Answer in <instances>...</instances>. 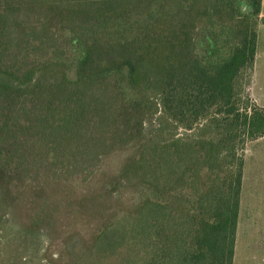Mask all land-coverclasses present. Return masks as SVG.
Instances as JSON below:
<instances>
[{"label": "trees", "instance_id": "obj_1", "mask_svg": "<svg viewBox=\"0 0 264 264\" xmlns=\"http://www.w3.org/2000/svg\"><path fill=\"white\" fill-rule=\"evenodd\" d=\"M200 1L205 5L197 2L198 17L212 11V17L224 12L229 20L243 19L233 5L234 0ZM250 5L255 21L260 0H250ZM36 7L70 13L62 31L73 35L77 46H84L85 53L76 63V80L70 82L63 71L66 63L61 59L66 48H59L55 41L54 45L46 41L52 34L44 25L37 31L34 25L25 27L17 23L16 42L0 48V181L3 184L34 181L40 175L65 181L90 177L117 145L119 135L132 131L119 132L115 114L112 121L101 119L90 124L87 119L93 106L105 107L103 95L97 97L94 88L101 89V82L108 83L109 76L120 75L125 70L129 85L145 91L135 100L120 99L126 114L155 110L164 117L161 127L151 131L154 136L147 138L149 144L146 140L140 142L139 156L131 158L121 171L125 177L142 174L141 184L147 192L140 202L144 211L140 214L145 215V221H137L139 239L135 241L152 244L148 264H160L163 259L170 264H232L243 170V158L236 153L244 149L246 142L264 136V111L256 106L250 110L239 108L235 101L241 76L253 66L256 21L253 27L242 26L239 19L235 21L233 35L237 42L228 55L215 58L207 68L194 54L195 25L192 29L182 26L171 32L174 43L164 47L169 55L165 60L160 58V51L151 45L146 47L143 41L141 47H134L136 50L130 43H120L121 36L129 30L126 27L121 33L115 32L113 25L118 21V25L125 27L133 12H139L138 8L122 6V0H0V13L5 14L10 10L32 11ZM93 19L95 22L89 24ZM149 33H144L146 42L152 37ZM38 40L40 47L34 45ZM217 50L213 45L211 55H218ZM140 51L142 56L136 57ZM39 52L50 54L53 59L44 63L30 61ZM46 75L54 78L52 83L42 81ZM55 82H59V87ZM169 121L192 131L194 139L190 136L191 140H176L168 145L155 140L166 133ZM134 133L138 136L139 129ZM209 133L218 140L209 139ZM170 148L174 150L173 156L177 159L182 156L185 162L184 167L172 165L171 175L182 168L183 176L187 167L192 176L214 170L224 175L215 179L217 188L211 187L217 193L213 195L211 190L210 195L206 193V198L202 197L199 215L208 214L210 220L201 217L194 225L186 226L184 239L192 236L189 246L193 250L177 237L173 248L163 249L160 244L159 179L165 163L162 155ZM33 151L40 155L29 156ZM224 151L225 156L221 155ZM109 244L112 242L106 246Z\"/></svg>", "mask_w": 264, "mask_h": 264}, {"label": "rangeland", "instance_id": "obj_2", "mask_svg": "<svg viewBox=\"0 0 264 264\" xmlns=\"http://www.w3.org/2000/svg\"><path fill=\"white\" fill-rule=\"evenodd\" d=\"M197 2L205 5L200 0H122V6L134 10L138 8L139 12H133L125 27H122L123 24L118 25V21L115 22L112 30L121 33L127 27L129 32L121 36L120 43H130L134 48L141 47L143 41L146 47L151 45L160 51V58L165 60L169 55L164 47L174 43L171 32L182 26L185 29L190 26L192 29L195 25L194 54L198 62L208 68L215 58L228 55L237 42L233 35L237 24L235 21L239 19L242 26L252 27L255 21L250 0L233 1L239 17H243H235L234 20L227 19L224 12L212 17V11H209L207 16L198 17ZM69 17L70 13L51 7H36L32 11L23 10L22 13L17 10L0 13V48L9 47L16 42L19 33L17 23L25 27L34 25L37 31L44 25L48 33L52 34L46 41L50 45H54L55 41L59 48H66L65 55L61 58L66 63L63 71L67 80L74 82L77 78L76 63L84 56L85 48L83 45L77 46L73 35L62 31ZM94 22L93 19L89 24ZM146 31L152 36L147 42L143 39ZM67 41L71 43L67 44ZM39 42L36 41L34 45L40 47ZM213 45H216L218 55H211ZM141 53L142 51L136 57L142 56ZM52 59L50 54L39 52L30 61L44 63ZM251 70L245 71L241 76L238 83L240 92L235 98L239 108L249 110L255 106L246 92ZM53 80L52 76L46 75L42 81L49 84ZM54 84L59 87V82ZM100 85L101 89L95 87L94 92L97 97L103 95L102 101L109 110L106 112L104 105L93 106L91 115L87 117L89 123H98L101 119L112 121L115 114L119 132L132 129L131 133L119 135L117 145L90 177L78 176L65 181L49 177L46 179L40 175L34 181L10 184L0 181V264H148L149 254L153 251L152 244L148 241H135L139 239L136 236L139 229L137 221H145V215L140 214L144 213L140 205L141 199L147 195L141 184L142 174L135 173L125 177L121 175V171L131 158L139 156L140 142L146 140L149 144L147 138L154 136L151 131L161 127L164 117L160 111L155 110L150 113L141 111L139 115H134L133 112L126 114L120 99L135 100L145 91L129 85L125 70L120 75L109 76L108 83L101 82ZM66 92L68 91H64ZM110 114L112 117H109ZM103 115L104 118H101ZM136 129L140 131L138 136L134 133ZM192 134V131L169 121L166 133L155 137V140L164 141L168 145L176 140H191ZM209 139L215 142L218 140L213 133H209ZM122 140L125 145H122ZM247 144L249 142L245 143L242 151L238 150L236 153L243 161L247 157L240 194L243 205L238 253L242 264H264V141L258 142L254 147L253 144ZM222 153L221 155H227L226 151ZM33 155L40 154L37 151L29 154ZM173 155V148L162 155L165 163L159 179L162 195L158 218L160 244L164 246L163 249L173 248L177 237L193 250L189 246L193 241L192 236L184 239L186 226L189 223L194 225L201 217L206 221L210 220L208 214L199 215V207L203 205L202 197L206 198V193L210 195L211 190L215 195L217 189L211 187L217 188L215 179L224 175L214 170L192 176L189 167L183 176L182 168H177L176 175H171L172 165L185 166L182 156L177 159ZM224 171L225 169L222 170ZM105 238L110 239L106 241ZM108 242H112L109 247L106 246ZM164 260L160 264H170Z\"/></svg>", "mask_w": 264, "mask_h": 264}, {"label": "crops", "instance_id": "obj_3", "mask_svg": "<svg viewBox=\"0 0 264 264\" xmlns=\"http://www.w3.org/2000/svg\"><path fill=\"white\" fill-rule=\"evenodd\" d=\"M256 21V31H257V43H256V51L253 60V66L250 74V78L246 87V92L251 100V102L258 108L264 111V0H260V9L258 15L255 17ZM264 141V136L258 138L252 142H249L247 146L256 145L258 142ZM248 148V147H247ZM247 157H245L243 161V170H242V182L243 183V171L246 165ZM241 194V193H240ZM243 202L240 199L239 203V211H238V219H237V230H236V239L233 249V263L234 264H242L243 262L239 260V246H238V234L240 229V221H241V208ZM254 264V263H249Z\"/></svg>", "mask_w": 264, "mask_h": 264}]
</instances>
